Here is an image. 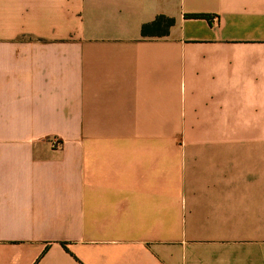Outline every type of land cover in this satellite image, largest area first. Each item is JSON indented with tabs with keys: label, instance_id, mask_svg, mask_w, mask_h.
Here are the masks:
<instances>
[{
	"label": "crops",
	"instance_id": "obj_1",
	"mask_svg": "<svg viewBox=\"0 0 264 264\" xmlns=\"http://www.w3.org/2000/svg\"><path fill=\"white\" fill-rule=\"evenodd\" d=\"M0 264H264V0H0Z\"/></svg>",
	"mask_w": 264,
	"mask_h": 264
},
{
	"label": "trees",
	"instance_id": "obj_2",
	"mask_svg": "<svg viewBox=\"0 0 264 264\" xmlns=\"http://www.w3.org/2000/svg\"><path fill=\"white\" fill-rule=\"evenodd\" d=\"M173 23V17L159 14L152 22L145 23L142 31L144 35H165L169 33Z\"/></svg>",
	"mask_w": 264,
	"mask_h": 264
}]
</instances>
